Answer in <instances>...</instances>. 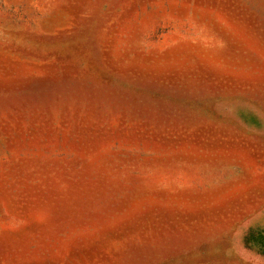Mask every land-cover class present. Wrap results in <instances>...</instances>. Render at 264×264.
Returning <instances> with one entry per match:
<instances>
[{"label":"rangeland","instance_id":"1","mask_svg":"<svg viewBox=\"0 0 264 264\" xmlns=\"http://www.w3.org/2000/svg\"><path fill=\"white\" fill-rule=\"evenodd\" d=\"M0 264H264V0H0Z\"/></svg>","mask_w":264,"mask_h":264}]
</instances>
